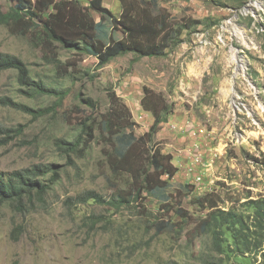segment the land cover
I'll return each instance as SVG.
<instances>
[{
  "label": "rangeland",
  "instance_id": "1",
  "mask_svg": "<svg viewBox=\"0 0 264 264\" xmlns=\"http://www.w3.org/2000/svg\"><path fill=\"white\" fill-rule=\"evenodd\" d=\"M103 4L120 11L118 0ZM10 5L0 0V12ZM159 9L174 22L198 23L163 56L127 53L102 67L94 56L47 48L28 21L0 22V51L68 93L61 100L26 93L14 70L0 71V97L33 109L0 103V171L61 164L43 196L0 202V264H208L220 254L210 233L199 234L208 209L197 195L250 222L248 200L264 199V0H159ZM51 56L62 63H49ZM149 96L171 110L153 140L177 167L168 200L144 195L119 210L79 201L89 189L107 197L131 178L113 173V149L98 130L81 153L60 141H73L84 123L93 126L122 104L128 112L119 123L133 122L134 133L147 138ZM163 221L172 226L163 229ZM248 255L253 264L261 260Z\"/></svg>",
  "mask_w": 264,
  "mask_h": 264
},
{
  "label": "trees",
  "instance_id": "2",
  "mask_svg": "<svg viewBox=\"0 0 264 264\" xmlns=\"http://www.w3.org/2000/svg\"><path fill=\"white\" fill-rule=\"evenodd\" d=\"M9 1L8 11L0 12L1 23L23 24L28 21L32 25L31 30L47 48L53 50L58 44L76 54L94 56L98 67L127 53L163 56L168 48L182 41L183 31L198 23L191 19L172 21L168 14L160 11L159 0H118L120 11L117 15L103 4V0H86V5L83 0ZM93 12L99 16L98 20ZM49 63L59 65L62 62L51 56ZM7 69L16 72L17 80L26 93L57 96L59 100L68 94L57 86L56 80H35L20 57L0 51V71ZM0 103L23 111L33 110L9 97H0ZM148 103L154 120L147 138L134 133L133 122L119 123L125 117L124 109L128 112L122 104L124 109L115 107V110H109L93 126L84 123L73 141H60V147L69 153H81L95 140V131L98 130L105 143L113 149L110 158L113 173L126 172L131 178L130 185L115 187L107 197L89 189L77 196L79 201L93 200L119 210L138 203L144 195L162 196L163 200H168L166 191L177 167L172 162V155L162 152L153 140L158 125L167 121L171 110L151 96ZM261 161L264 163V157ZM60 168L61 164L51 163L10 172L0 171V202H20L23 198L43 196L59 180ZM194 201L202 210L208 209L199 234L210 233L220 254L208 264H253L248 259L250 253L259 254L261 260L258 264H264L263 198L248 200L247 205L253 213L250 222L234 210L217 208L215 203L208 202L205 195L194 196ZM162 223L163 229L172 226L168 221Z\"/></svg>",
  "mask_w": 264,
  "mask_h": 264
},
{
  "label": "bare ground",
  "instance_id": "3",
  "mask_svg": "<svg viewBox=\"0 0 264 264\" xmlns=\"http://www.w3.org/2000/svg\"><path fill=\"white\" fill-rule=\"evenodd\" d=\"M234 59V55L231 56V60Z\"/></svg>",
  "mask_w": 264,
  "mask_h": 264
},
{
  "label": "built area",
  "instance_id": "4",
  "mask_svg": "<svg viewBox=\"0 0 264 264\" xmlns=\"http://www.w3.org/2000/svg\"><path fill=\"white\" fill-rule=\"evenodd\" d=\"M196 160H198V158L196 157Z\"/></svg>",
  "mask_w": 264,
  "mask_h": 264
},
{
  "label": "water",
  "instance_id": "5",
  "mask_svg": "<svg viewBox=\"0 0 264 264\" xmlns=\"http://www.w3.org/2000/svg\"><path fill=\"white\" fill-rule=\"evenodd\" d=\"M248 6H245V8H247Z\"/></svg>",
  "mask_w": 264,
  "mask_h": 264
}]
</instances>
